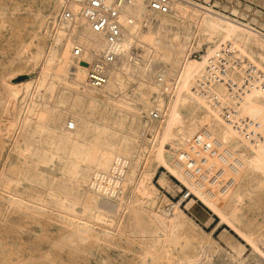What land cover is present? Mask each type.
<instances>
[{"label": "rangeland", "instance_id": "obj_1", "mask_svg": "<svg viewBox=\"0 0 264 264\" xmlns=\"http://www.w3.org/2000/svg\"><path fill=\"white\" fill-rule=\"evenodd\" d=\"M189 1L254 27L264 41V0ZM64 5L58 0H0V264H264V172L251 171L247 164L256 154L250 148L254 143L245 142L234 131L243 144L232 149L243 166L230 190L231 199H225L226 190L211 189L206 195L200 189V198L191 191L182 200L190 189L174 166L182 148L171 141L190 125L198 133L209 125L205 116L212 100L205 98L206 104L199 103L194 114L190 109L196 104L190 96L198 99L201 95L178 90L166 102L164 122H148L149 111L164 99L159 93L161 84H154L156 66L165 68L169 77L179 72L178 59H158L153 48L148 61L141 60V66L152 71L150 76L128 66L113 89H93L86 85L85 65L80 68L84 84L74 83L72 45L70 66L58 69L57 52L69 40L56 25ZM191 13L181 17L173 9L156 14L155 22L166 23L154 33H162L167 40H185L188 57L197 59L207 55L209 47L216 49V40L220 44L224 39L199 33V13L192 9ZM84 28L79 26L77 39ZM245 48L249 50L246 55L264 70V49L251 43ZM134 51L136 58L145 54L140 47ZM156 58L157 63H149ZM43 61L50 63L48 69H43ZM203 67L197 69L193 88ZM22 75L31 77L30 81L20 83L27 79L19 80ZM221 91L220 103L231 104L226 88ZM143 97L148 101L145 104L140 103ZM75 119L79 128L67 130ZM155 127L164 141L152 161L145 141ZM110 145L114 155L130 160L120 194L91 184L98 167L89 154ZM113 161L114 157L107 169ZM160 161L151 179V186L158 189L152 201L140 183L144 171ZM108 196L116 201L115 208L102 204ZM177 214L183 224L168 228V220ZM165 230H172L180 241H189L188 245L179 248L180 243L166 236ZM202 247L207 251L205 261Z\"/></svg>", "mask_w": 264, "mask_h": 264}, {"label": "bare ground", "instance_id": "obj_2", "mask_svg": "<svg viewBox=\"0 0 264 264\" xmlns=\"http://www.w3.org/2000/svg\"><path fill=\"white\" fill-rule=\"evenodd\" d=\"M58 1L60 2V4L64 3L65 5L56 18V25L58 26V28L66 31L70 40L67 41L65 47H62L61 51L57 52L58 69L62 71L70 66V50L72 45V55L74 60L76 61L75 67H73L71 71V73L73 74L72 78L74 80V83H83L85 74L84 71H82L80 68H85L86 65V85L90 88H93L89 85L88 82L90 62L97 59L100 56V53L106 49L108 45L107 38L104 34L94 31L87 20L84 18L83 9L86 5L87 0ZM65 8H68L76 15L77 20L75 22L69 23L62 19ZM173 9H175L176 13H178L181 17H184L186 15L192 16L191 9L194 12L197 11L199 13L197 14L196 21L198 32L202 35L204 34L209 39H215L216 36L217 38L222 37L224 39L222 43L230 42L234 46L238 47L239 50L244 51L243 53L245 54L246 52H249V50L245 48V46H247V44L249 43H251L252 45H257L264 49V41L259 37V35H257L260 33V31L256 30L254 27L252 28L248 26V24L246 25L236 20H232L226 15H222L216 11L213 12L199 4H193L189 0H173L171 10L173 11ZM167 13L152 11L148 8L147 0H134L132 4L126 5L123 8L121 13V21L124 27V41L122 43L121 55L118 57L115 63L106 66L108 81L105 85L100 87L102 88L104 86H107L112 89L116 87L120 82L122 70L128 66H135L140 70L141 75L150 76L152 74V71H149L148 68L144 67V65L141 66L142 59L143 62L148 61L146 57L151 52L149 50L150 48H153L154 54L157 55L158 59L160 57L164 61L168 62H173L175 61V59H178L177 67L179 69V72L177 74L175 73L174 76L169 77L167 74V70L161 66H156L154 72L153 77L156 87H159L160 84L159 77H161L162 83H166L172 86V89L168 94H166L165 92V94H163L161 88L162 86L160 85L159 93L161 98H163L164 96V99L162 102L157 103V105L153 107L148 113L149 115L153 109L159 110L161 112V118L158 121H162V123L164 122V118L167 113V103L174 97V95H176V92L178 90L185 91L190 95H196V91L192 86H194L193 80L195 79L197 69L202 65L205 66L208 56L216 51V49H212L211 47H209L207 50V55L204 54L201 56V58L197 59L190 58L188 57L189 44H187L186 46V42H184L185 40H167L166 36H164L162 33L157 32L155 34V30L160 29L166 22L165 20L159 21L157 19V21L155 22L154 16L156 14ZM81 24H83L85 28L81 31V34L77 39V31ZM143 26L145 28H143ZM194 32L196 35L197 29L196 31L194 29ZM216 41L214 43V45L216 46L215 48L219 47L220 44H222H218V42ZM77 47L83 50L80 56L75 55V49ZM136 47H140V49L142 48L143 51L145 50V54L141 56V58L133 57V54L135 52L134 48ZM100 48H102V50L98 52ZM182 53L183 56L181 58L180 55ZM130 58L134 59L135 61H130ZM157 58L154 60H150L149 63H152L154 61L155 63H157ZM261 58L264 62V53H261ZM49 64V62L43 61V69H48V67L50 66ZM137 69L135 68V70ZM30 79L31 77L19 82H29ZM222 86L225 88V86L221 83L214 84L211 87L212 95L209 96L212 99V107L210 105H206L210 112L205 116L206 121L208 120L209 125H203L199 130V133L198 129H194L193 127L191 128L190 125L189 128H184L182 133L174 134V138L171 141L172 144L178 145L180 148H182L178 156L174 157V166L185 178L190 192H194V194L198 197V194L201 193V191L208 195L211 189H213V191L226 190L224 192L225 199H231L232 192L230 190L235 187L236 176L238 174V171L243 166L241 157L232 149L242 146L243 142L237 140L238 138L236 139V135L234 133V131L236 130L234 129V127L230 126L226 121L221 119L219 115V109L222 108H218V106H216L217 103H214V99H218L219 103L221 101V89H224ZM186 96L188 98L189 95ZM227 96L230 100H232V97L229 95L228 90ZM190 97L196 104L192 105L190 110L194 114H197L196 106H198L199 103L206 104L207 101L205 98L208 97L199 96L198 99H196V97ZM243 97L244 98L241 100V104H243L244 108L242 109L243 113L241 114L246 115L255 121L257 120L262 126V129H264V92L259 88H255L253 90H248L243 95ZM147 102L148 101L144 97L140 99V103L145 104ZM213 104L215 106H213ZM173 120V117L170 115L168 120L169 124L173 123ZM221 120L223 123L221 122ZM75 121L76 122L71 121V123H68L67 130L72 131V129L74 128H79V121L77 119H75ZM149 134L151 136L150 138H145V142L148 144V152H150L148 158L153 161L154 157L159 153L161 143H163L164 140L159 137L157 127L152 129L151 133ZM250 145H252L250 146V148L253 149L256 154L251 155L248 158L247 164L250 166L251 171H256L257 169H259L264 172V134L261 139ZM111 146L112 145L106 148L100 147L89 154L95 165L98 167V172L96 174L97 177H95L94 182H91V184L94 185L97 189L98 187H100L106 193H112V190L114 189V192L120 194L123 191V173L126 171L125 168L129 166L130 160H128V157L123 155H114L113 148ZM173 147L174 146H172V148ZM172 148L169 151H172ZM124 150L127 151L126 147L124 148ZM199 155H203V161H200L201 164H199ZM113 157L114 161L111 164L110 169H107ZM160 157L163 158L162 155H160ZM160 163H163V161H160L159 164H155V168H148L146 171H144V174L142 176L143 182L140 183V188L143 191V194H145L146 197H148L149 200L151 199L152 201H154V197H157L155 196V194L158 189L157 187L151 186V179L156 174L157 168L160 166ZM101 173H105L106 175ZM113 173H115L116 175H112ZM113 179L115 180L114 184L111 183V180ZM183 197L181 198L182 200L184 199ZM192 199L187 203L188 206L192 204ZM101 201L102 204L107 208H115L117 206L116 201L110 196L106 198L103 197ZM174 206L178 208L177 212L181 211L179 204H176ZM168 222V228L171 227V225H176L178 223L181 225L183 224V221L180 219L178 214L175 215L172 219H169ZM164 232L165 235L168 236L171 240L180 243V245L178 246L179 248L188 245L189 241H180L179 236L174 235L172 233V230H165ZM202 250V260L205 261L204 256L205 258H207V251H204L203 247Z\"/></svg>", "mask_w": 264, "mask_h": 264}, {"label": "built area", "instance_id": "obj_3", "mask_svg": "<svg viewBox=\"0 0 264 264\" xmlns=\"http://www.w3.org/2000/svg\"><path fill=\"white\" fill-rule=\"evenodd\" d=\"M133 2L134 0H87L86 2L83 9L84 18L94 31L104 34L108 42L106 49L100 53V56L90 62L88 82L93 88H100L107 83L106 66L115 63L121 55L124 41L121 13L126 5ZM172 2L173 0H147V5L152 11L167 13L171 10ZM64 10L63 20L69 23L77 20L76 15L71 10L68 8ZM82 52L81 48L75 49L76 56H80ZM159 81L162 86V93L168 94L172 86L162 83L161 77H159ZM217 83L223 84L232 97L231 104L226 103L224 105L220 104L218 99H214V103H217L216 106L222 108L220 109V117L234 127L245 141L255 143L261 139L263 129L260 123L241 114L239 106L243 95L248 90L259 88L264 92V71L232 43L225 42L208 56L206 64L195 82L194 89L197 94L211 99V87ZM213 106L215 105L213 104ZM160 118L161 112L157 109H153L147 117L150 122L158 121ZM200 161H203V155H199V164H201ZM191 195L188 190L183 198L186 199Z\"/></svg>", "mask_w": 264, "mask_h": 264}, {"label": "water", "instance_id": "obj_4", "mask_svg": "<svg viewBox=\"0 0 264 264\" xmlns=\"http://www.w3.org/2000/svg\"><path fill=\"white\" fill-rule=\"evenodd\" d=\"M28 77V75H22L20 78H19V80L20 79H23V78H27Z\"/></svg>", "mask_w": 264, "mask_h": 264}]
</instances>
